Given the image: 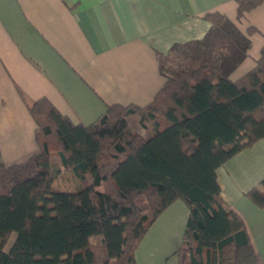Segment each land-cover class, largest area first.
<instances>
[{
  "label": "trees",
  "instance_id": "1",
  "mask_svg": "<svg viewBox=\"0 0 264 264\" xmlns=\"http://www.w3.org/2000/svg\"><path fill=\"white\" fill-rule=\"evenodd\" d=\"M235 1L240 20L264 0ZM204 19L202 38L158 54L165 82L147 105L108 106L89 125L45 97L29 108L38 153L0 162V264H134L151 225L178 200L188 209L178 264H259L216 170L264 139V46L233 81L250 40L223 14ZM129 118L151 136L130 130ZM63 169L74 191L52 186ZM246 196L264 207V180Z\"/></svg>",
  "mask_w": 264,
  "mask_h": 264
},
{
  "label": "crops",
  "instance_id": "2",
  "mask_svg": "<svg viewBox=\"0 0 264 264\" xmlns=\"http://www.w3.org/2000/svg\"><path fill=\"white\" fill-rule=\"evenodd\" d=\"M213 12L250 40L229 76L238 80L264 46V1L238 20L235 0H0V162L22 164L38 153L29 108L39 98L82 125L114 104L147 105L165 82L158 54L202 38L210 26L204 15ZM64 174L74 191L79 183L65 169L56 179ZM216 176L223 201L244 222L264 264V207L246 196L264 180V139L228 160ZM187 218L180 200L166 208L138 245L134 264H178Z\"/></svg>",
  "mask_w": 264,
  "mask_h": 264
},
{
  "label": "rangeland",
  "instance_id": "3",
  "mask_svg": "<svg viewBox=\"0 0 264 264\" xmlns=\"http://www.w3.org/2000/svg\"><path fill=\"white\" fill-rule=\"evenodd\" d=\"M129 129L132 130V131H135L139 134H141L144 138H149L151 136V130H147L145 128H143L134 118H129ZM66 178V174L63 175V177H60L58 179H56L54 181V188L55 189H61V188H68V187H71V188H74L71 184V181L69 180H64ZM12 238H10V240L8 241L7 243V248L11 245V242H12ZM91 241L93 243H98L101 241V236H95V237H92L91 238Z\"/></svg>",
  "mask_w": 264,
  "mask_h": 264
}]
</instances>
